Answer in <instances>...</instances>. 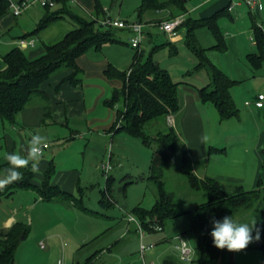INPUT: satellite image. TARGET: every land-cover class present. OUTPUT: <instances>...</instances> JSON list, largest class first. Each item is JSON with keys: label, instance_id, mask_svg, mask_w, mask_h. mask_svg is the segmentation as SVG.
Masks as SVG:
<instances>
[{"label": "trees", "instance_id": "trees-1", "mask_svg": "<svg viewBox=\"0 0 264 264\" xmlns=\"http://www.w3.org/2000/svg\"><path fill=\"white\" fill-rule=\"evenodd\" d=\"M55 1L54 8L42 7L44 17L37 32L64 18H70L75 23L76 29L68 33L57 45L47 47L46 53L36 59H29L20 48H14L0 60V117L12 125L17 124L19 115L35 98L47 96L45 88L47 85L52 86L51 81L55 78L63 76L60 84L55 87L56 91H59L65 83L75 88L82 85L83 72L78 65L80 57L92 48L101 50L106 44L117 42L113 29L124 30L103 24L104 21L112 18H106L100 24L96 20L89 21L79 17L72 11L70 0ZM120 1L113 0V3ZM189 1L143 0L139 15L141 17L149 11L166 10L171 12L168 20H172L188 12ZM11 5L10 0H0V20L8 16L10 12L13 13ZM95 11L97 16L103 14V8L98 1ZM224 12L217 13L209 19H188L184 26L179 28V31H186V46L198 62L190 73L191 76L205 73L210 79L207 86L198 89L200 101L204 104H212L222 121L239 117V109L231 94L235 82L210 61L207 50L202 48L198 41L197 32L208 29L217 42L214 49L225 51L224 33L218 23ZM33 35H25L23 40L31 39ZM255 35L264 57V35L258 27ZM107 76L123 82V87L116 89L112 99L106 102L108 107L120 104L123 107L118 111L114 130L117 133L126 132L132 137L141 138L147 146H156L149 176L155 187V204L150 211L137 208L134 216L143 225L144 230L150 233L154 231V226L158 225L164 230L170 222L188 217L191 222L190 232L193 235L195 250L192 263L220 264L223 252L228 250H221L214 246L210 235L211 217L222 219L233 215V218L239 221H251L253 218L256 222L264 220V183L260 182L255 190H246L241 184L208 177L200 178L194 173L195 166L187 145L180 140L176 129L168 127L166 122L170 116L181 112L182 106L178 93L181 83L176 82L168 71L155 65L151 57L145 58L143 54L138 55L129 72H120L110 66ZM262 152L264 153V148ZM174 162H178L177 172L186 176L192 191L206 193V202L185 211H178L176 194L169 190L165 173V168ZM21 171L23 172L21 182L11 183L1 190L0 201L4 197L12 196L17 190H36L37 186L33 184L35 173L29 168ZM55 173L56 167L51 163L39 187L41 195L47 201L61 198L78 204L74 196L53 186L52 179ZM114 180L111 175L107 179L109 194ZM101 203L106 206L105 201L102 200ZM30 231L31 227L24 222H18L10 229L0 230V264H16L17 251L22 243L21 238L26 240ZM257 248L264 253V223L260 229ZM94 259L84 264H93ZM163 264L184 263L174 257H168Z\"/></svg>", "mask_w": 264, "mask_h": 264}, {"label": "crops", "instance_id": "crops-1", "mask_svg": "<svg viewBox=\"0 0 264 264\" xmlns=\"http://www.w3.org/2000/svg\"><path fill=\"white\" fill-rule=\"evenodd\" d=\"M10 1L12 3H20L23 0ZM97 1L103 8V14L99 16H97L95 11ZM103 1L70 0V5L72 11L76 15L89 21L96 20L101 24L106 18H112L129 22L127 15L123 14V6L126 0H122L119 6L120 11L117 10V12L114 11V3H112L110 9V7H108L109 3H107L108 0ZM241 1L190 0L187 5L188 12L182 16L185 21L188 19H209L217 13L225 11L218 22L224 33V42L226 44L225 51L222 52L214 48L207 50L206 47L201 45L198 33L208 29L199 30L197 32V38L201 47L207 50L210 61L219 67L232 81L235 82L234 87L231 89L234 103L236 101L235 99L239 97L238 92L240 90L243 93L242 100L245 98L250 100H246V102H244V108L246 110L241 111L238 108V118L229 119L226 121L237 120L240 123L243 122V120L250 121L252 132L245 130L241 133H234V135H231L229 139L233 140V146L239 148L237 150V155L242 152V149L244 150L243 152L245 154L251 153L256 158L257 164L250 175L251 184L253 186V189L251 190H255L257 189L260 182L264 183V153L262 152V149L264 148V113L261 112L264 109L256 108L254 105L257 100V96L264 94V57L260 52L258 41L255 35L257 27L264 35V0L260 1L262 5V10L260 11L251 10L243 2V0ZM236 2H240L241 4L235 5L234 10L229 11V7L232 4H236ZM142 4L143 0H137L136 7H134L137 17V21H135V23H142L145 25V30L148 26L151 28L158 27L157 22L161 20H168L170 18L171 12L166 10L158 12L149 11L140 17L139 9L141 8ZM31 9L32 8L27 10L23 15H33L34 12L31 13ZM22 16L16 18L14 17V14L10 12L8 16L0 20V39L5 34H9L10 32H8V30L11 28H17L21 32L18 37L14 39L12 38L14 40L13 43L15 46L5 55H0V60L14 48H20L19 43L21 39L23 40L25 35L34 34L33 38L28 40H34L35 44L34 46H29L23 50L21 48L20 49L24 53L29 49H32L26 56L29 59H36L46 53L47 47L57 45L68 33L76 29L75 23L70 18H64L37 32L38 26L44 17L43 9L40 13H37V19L32 26H28L26 24L21 25L20 18ZM119 31L131 33L128 30ZM149 35L152 36L153 34L149 33ZM117 40V42L112 44H106L101 50L92 48L86 54L80 57L78 60V65L83 72L82 85L75 88L69 83H65L61 86L59 91H56L55 87L60 84L59 82L61 80L59 79V76L51 81L52 86H46L45 89L47 96L42 95L35 98L30 106L19 115L17 124L12 125L6 120L12 125V131L8 130V133L5 134L3 138L6 147L5 151L8 153L13 151H21V154H23L22 149L27 146V141L24 138V134L28 133L27 131L29 130H38L43 127H48L51 130L54 129L53 127H57V129L62 127L63 129L70 131L67 132V134H57V132L54 131V133L58 135V137H56L58 143L56 144L61 145L60 150L62 148V150H67L68 147H66V144L74 142L76 138H78V135H80L78 129L72 128L71 125L86 124L87 129L90 131V135H93V139L95 140L100 137L101 141H103L107 139L109 133H117L114 130V125L117 121L118 111L123 109V107L121 104L116 105L115 107H108L106 102L112 99L113 93L116 89H121L123 87V82L119 79L108 78L107 71L110 66H113L120 72H129L135 60L137 59V56L142 54L141 52L137 53L132 59H130L128 69L122 71L113 61H111L109 57L105 55V53H107L111 47L115 48L124 44L119 38H117ZM184 40L185 38L179 35V32L174 39H169L167 36L168 44L171 47H176L177 45L184 42ZM214 40L215 47L217 42L215 38ZM129 42V45L131 46V39ZM193 69L185 74V78H192L196 82L186 81L185 78L184 80L182 79L178 89L182 109L179 114L170 116L167 119V125L168 127L175 128L180 140L187 145L190 157L193 160L195 166L194 173L198 177H208L218 181L237 183L243 185L246 189L245 184L247 183V177H249V170L246 169V164L244 162L239 161L237 157L234 158L233 165L223 164L219 162V160H216L219 159V153L217 151L220 149L217 143H214L215 139L213 142H210L204 117V109H207L208 104L202 103L198 94V89L207 86L210 83V79L205 73L199 74L197 76H191L190 73L193 71ZM200 83L203 85L198 87ZM249 89L251 90V93L249 92ZM242 100L240 99V102H242ZM248 102L252 103L250 107L246 105ZM204 135L208 137L207 143L201 142V137ZM221 150L225 151L224 148ZM55 154L56 153L54 151L52 155L55 156ZM51 163H53L56 167V173L52 179L53 186L59 187L63 192L74 196V198H76V189L78 188L79 191L83 189L80 188L83 171L81 172L74 169L58 170L55 160H41L39 163L40 171L35 173V178L33 181V184L37 186L36 190L33 191H37L40 195V198L34 202V206L36 208L30 207L31 210H37V207H40L39 205H42L43 203L54 204L55 206L64 210H66L65 207L69 209L76 205L78 206V204H75L71 200H65L61 198L47 201L41 195L39 187H41L42 182L44 181V175ZM5 167H7V161L3 156L0 157V170L4 169ZM20 182L21 180L14 182V184H19ZM3 189H0V191ZM18 191L20 190L15 191L13 195H15ZM107 195L108 197L110 196L109 193H107ZM76 200L78 201L77 198ZM80 209L86 213L91 212L86 206H83ZM103 216L105 215L97 214V217L99 218H102ZM6 218L7 219L4 220L0 226V230L10 229L18 222L26 223V221H24V217L19 215L15 210L9 211ZM28 219L30 222L31 220L33 222L34 215L28 216ZM263 221L264 220L258 221L256 223V227L261 229L264 223ZM30 222H28V225L31 227L29 224ZM118 226L123 228V234L115 243H109L106 241V239L110 236L109 232L94 237L93 239H82V241L77 245L78 248L74 254V264H84L90 261L92 258H95L93 260V264H96L100 259V255L104 253H111V251L115 249L116 245L123 248L129 244L130 242L128 241L123 243L127 237H130L133 240L142 239L138 232L137 225L133 222H129L128 219H123V222L120 223L118 222ZM253 236H255V231H253ZM111 244H114V246ZM258 244L259 241H254L250 243L245 250L241 251L258 250L263 253L262 250L257 248ZM44 247L45 245L43 244L42 248ZM235 253L236 252L230 251L223 252L220 264H235ZM84 259L86 260L84 263H82V260Z\"/></svg>", "mask_w": 264, "mask_h": 264}, {"label": "rangeland", "instance_id": "rangeland-1", "mask_svg": "<svg viewBox=\"0 0 264 264\" xmlns=\"http://www.w3.org/2000/svg\"><path fill=\"white\" fill-rule=\"evenodd\" d=\"M34 1L29 0L31 3ZM121 2L122 0L114 3L115 12L117 10L120 11L119 6ZM107 3H109L108 7L111 9L112 0H108ZM136 3L137 0H126L123 6V14L127 15L131 23L137 21L134 10ZM31 8V13L34 12L33 15H23L20 18L21 25L32 26L37 19V13L42 11V7L39 5H34ZM176 18H180L183 21L182 26L187 21H185L182 15ZM166 21L168 20L157 22L159 28H151L149 26L146 30L144 28L145 35L140 49H133L129 45V41L132 38L131 33H124L113 29L115 37L119 38L124 44L115 48L111 47L105 55L118 68L124 71L128 69L130 59L141 52L145 58L151 57L155 65L168 71L172 78L180 83L182 79L184 80L185 74L192 70L198 62L187 48L185 40L176 47H171L168 44L167 36L160 29L162 23ZM179 30V35L185 38L186 31ZM8 32L10 33L5 34L0 39L1 56L5 55L15 46L13 39L21 34L17 28H11ZM149 33L153 35L151 36ZM198 37L201 45L206 47L207 50L214 48L215 40L209 30L200 31ZM31 50L29 49L25 54L28 55ZM62 78L63 76H60L59 79ZM185 80L195 81L189 77L185 78ZM202 85L200 83L198 87ZM249 92L251 93L250 89ZM238 95L239 97L235 99L237 108L241 111L246 110L244 102L249 99L245 98L242 100L243 93L241 90L238 92ZM240 99L242 102H240ZM261 112L264 113V110ZM204 117L209 140L213 142L215 139L214 143H217L220 149L218 151L215 150L219 153V159L216 160H219L223 164L233 165V160L237 157L239 161L244 162L246 169L249 170V177H247L245 187L246 190L253 189L250 175L257 164L256 158L251 153L245 154L242 149V152L237 155L239 148L233 146V140L229 139L234 133H241L245 130L252 132L250 121L243 120L241 123L237 120L222 121L219 118L218 111L212 104H208L207 109H204ZM11 126L9 122L0 117V138H2L0 139V157H3L6 152L3 138L8 133V130L12 131ZM71 126L74 129L77 128L80 135H78V138L74 142L66 144L67 150H62L63 148L60 150L61 145L56 144L58 143L56 139L58 137L57 134H67V132H70L62 127L59 129L53 127L54 129L52 130L48 127L38 130L32 129L24 134L27 144L34 133L38 132L46 136L47 145L51 146V149L44 151L41 160H55L58 170L74 169L83 171L80 184V188L83 189L79 191L77 188L75 192L78 206L76 205L69 209L65 207L66 210L50 203H43V206L39 205L40 207H37V210H31L30 207L36 208L34 202L40 198L39 193L33 190H20L12 197L1 200L0 226L7 219L6 216L11 210L17 211L19 215L24 217V221L27 224L30 222L28 216L34 215L33 222L31 220L29 223L31 225L30 234L26 240L22 241L18 248L17 264H74V254L78 248L77 245L82 239H93L109 232L110 236L106 241L115 243L123 234V228L118 226V222L120 223L123 222V219H128V214L135 217L134 211L139 207L150 211L155 204V187L149 179L150 165L154 151L156 150L155 145L147 146L141 138L132 137L126 132L109 133L107 139L101 141L100 137H98L95 140L93 139V135H90L86 124ZM223 148L225 151L221 150ZM54 151L56 153L55 156L52 155ZM108 165L112 167V171L106 175L102 171V167ZM177 167L178 162H174L165 168V173L168 179L169 190L176 194L178 211H185L195 205L206 202V193L192 191L186 176L180 175L177 172ZM110 175L115 180L108 197L107 179ZM102 200L105 201L107 206L101 203ZM83 206H86L91 212L86 213L82 211L80 208ZM97 214L105 216L99 218ZM241 222L250 221L243 220ZM190 228V219L182 217L170 222L160 232H145L141 240H133L127 237L123 243L128 241L130 242L129 244L123 248L116 245L111 253L100 255V259L96 264H150L152 262L163 264L168 257L181 260L180 252L175 248L179 243V240L176 238L181 236L188 247L194 250V240ZM43 244L45 245L44 248H42ZM111 245L114 246V244ZM150 245L154 246V248L146 253L144 261L141 256V247ZM85 260H82V263ZM234 261L235 264H263L264 254L258 250L240 251L235 253Z\"/></svg>", "mask_w": 264, "mask_h": 264}, {"label": "clouds", "instance_id": "clouds-1", "mask_svg": "<svg viewBox=\"0 0 264 264\" xmlns=\"http://www.w3.org/2000/svg\"><path fill=\"white\" fill-rule=\"evenodd\" d=\"M206 135L201 137L202 143H207ZM47 137L34 133L31 135L27 146L21 151L5 152L4 159L7 167L0 170V189L7 185L23 179L22 169L29 168L31 172L40 171L39 163L43 157V151L47 147ZM212 230L210 235L213 244L218 249H227L230 252L245 250L254 241L260 240V229L256 227V219L250 222H241L231 216L222 219L211 217ZM255 231V236H253Z\"/></svg>", "mask_w": 264, "mask_h": 264}, {"label": "built area", "instance_id": "built-area-1", "mask_svg": "<svg viewBox=\"0 0 264 264\" xmlns=\"http://www.w3.org/2000/svg\"><path fill=\"white\" fill-rule=\"evenodd\" d=\"M239 1V0H236ZM241 1V0H240ZM261 0H243V2L251 9V10H262ZM242 2V1H241ZM240 2H236V4H232L229 7V11L234 10L235 5H240ZM34 5H39L43 8L50 7L54 8L56 7V1L55 0H35L34 2H29V0L22 1L20 3H12L11 5V11L13 12L14 16H21L25 11L33 7ZM104 25H108L110 27L119 28L128 30L132 33L131 38V46L134 49H140L143 44L144 39V25L141 23H129L124 20H116V19H108L104 21ZM183 25V21L180 18L168 20L166 22H163L160 29L169 37V39H174L178 33L179 28ZM35 41L34 40H21L19 43L20 48L23 50L25 48H28L29 46H34ZM248 107L252 105V103L248 102L246 104ZM256 108L264 109V94H260L258 96V99L254 103ZM50 149V146L47 145V147L44 149V151ZM43 151V153H44ZM102 171L105 172L106 175H108L112 171V167L110 165L103 166ZM129 222H133L138 227V232L143 238L144 233L146 232L143 228V225L138 221L136 217L128 215ZM153 230L155 232H160L163 230L160 226H154ZM179 240V243L175 246V248L180 252L181 255V261L184 263H192L195 255V250H192L188 247L187 243L182 239L181 236H178L176 238ZM154 248V246H142L141 247V256L142 259L145 261V255L147 252L151 251ZM146 264V263H145ZM150 264H156L154 262Z\"/></svg>", "mask_w": 264, "mask_h": 264}, {"label": "water", "instance_id": "water-1", "mask_svg": "<svg viewBox=\"0 0 264 264\" xmlns=\"http://www.w3.org/2000/svg\"><path fill=\"white\" fill-rule=\"evenodd\" d=\"M21 240L23 241V240H24V238H21Z\"/></svg>", "mask_w": 264, "mask_h": 264}]
</instances>
